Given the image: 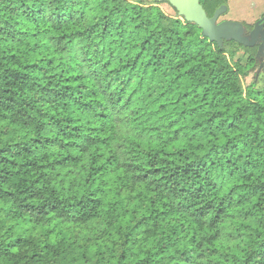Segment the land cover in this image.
I'll return each instance as SVG.
<instances>
[{
	"label": "trees",
	"instance_id": "obj_1",
	"mask_svg": "<svg viewBox=\"0 0 264 264\" xmlns=\"http://www.w3.org/2000/svg\"><path fill=\"white\" fill-rule=\"evenodd\" d=\"M163 2L0 0V264H264L261 56Z\"/></svg>",
	"mask_w": 264,
	"mask_h": 264
},
{
	"label": "water",
	"instance_id": "obj_2",
	"mask_svg": "<svg viewBox=\"0 0 264 264\" xmlns=\"http://www.w3.org/2000/svg\"><path fill=\"white\" fill-rule=\"evenodd\" d=\"M170 3L180 15L184 16L188 21L195 22L202 29L204 36L211 41L217 42L220 46L225 40H234L244 46L254 47L258 40L261 44L258 47L257 55L264 56V17L261 18L250 34H247L245 25L237 20L219 21L220 16L227 12L228 6L222 5L216 9L212 16H209L201 4L200 0H160Z\"/></svg>",
	"mask_w": 264,
	"mask_h": 264
},
{
	"label": "rangeland",
	"instance_id": "obj_3",
	"mask_svg": "<svg viewBox=\"0 0 264 264\" xmlns=\"http://www.w3.org/2000/svg\"><path fill=\"white\" fill-rule=\"evenodd\" d=\"M151 2L152 0H148ZM162 8L168 14L174 15L175 10L174 8L166 3H162ZM228 10L227 12L223 13L219 20H237V21H244L248 23H254L260 16L264 14V0H228ZM247 57L244 54L243 50H240L238 54L234 57L235 59L242 58L245 60ZM256 71H252L246 78L243 79V85L248 86L253 81H255ZM263 73V75H262ZM261 73L262 76L256 81L257 87L264 85V71Z\"/></svg>",
	"mask_w": 264,
	"mask_h": 264
},
{
	"label": "flooded vegetation",
	"instance_id": "obj_4",
	"mask_svg": "<svg viewBox=\"0 0 264 264\" xmlns=\"http://www.w3.org/2000/svg\"><path fill=\"white\" fill-rule=\"evenodd\" d=\"M264 17V14L262 15V16H260V18H258L254 23H248V22H244V21H240V22H242L244 25H245V27H246V29H247V34H250L251 33V31H252V29L254 28V26L256 25V23L261 19V18H263ZM220 21V20H219ZM223 21V20H222ZM260 25H263L264 26V21H262L261 22V24ZM262 29V31H264V27H262L261 28ZM261 44V41L260 40H258V42H257V44L255 45V46H257V52H258V47H259V45ZM261 57H259L260 58V67L259 68H263L264 67V58L262 57V55H260Z\"/></svg>",
	"mask_w": 264,
	"mask_h": 264
}]
</instances>
